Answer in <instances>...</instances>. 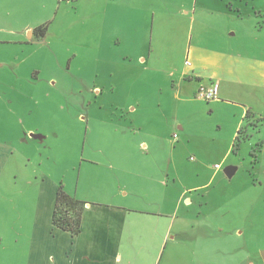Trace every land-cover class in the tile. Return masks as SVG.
<instances>
[{
    "label": "rangeland",
    "instance_id": "1",
    "mask_svg": "<svg viewBox=\"0 0 264 264\" xmlns=\"http://www.w3.org/2000/svg\"><path fill=\"white\" fill-rule=\"evenodd\" d=\"M211 84L217 97H202ZM10 141L25 171L65 191L88 194L86 169L111 164H129L120 178L159 203L164 188L151 208L170 232L133 248V264H264V0H0ZM23 178L6 175L0 196H19ZM149 227L140 241H160ZM17 239L16 228L0 244V264H27Z\"/></svg>",
    "mask_w": 264,
    "mask_h": 264
},
{
    "label": "crops",
    "instance_id": "2",
    "mask_svg": "<svg viewBox=\"0 0 264 264\" xmlns=\"http://www.w3.org/2000/svg\"><path fill=\"white\" fill-rule=\"evenodd\" d=\"M29 33L33 38L34 29ZM14 42L24 41L18 39ZM33 134L29 131L25 136L30 138ZM10 143L9 146L0 144V183L9 173L15 177L22 173L24 189L18 190L19 196H0V208L6 206L8 212L3 217L6 228L0 229V244L3 245L17 228V241L21 235L24 238L22 252L27 264H133V248L158 249L164 243L171 229L168 213L163 208L155 211L151 207L153 204L162 207L167 202L168 193L163 188L159 203L151 198L154 196L151 186L136 190L132 184L128 185L125 178H120L119 171L135 175L132 168L127 167L129 164L125 167L111 164L106 169L93 171L87 168L88 194L79 191V186L75 191L66 187L67 193L85 203L82 231L74 237L53 224L58 182L41 168L25 171L20 162L23 150L13 141ZM30 160L27 158V162ZM108 169L112 172L106 173ZM99 174L105 175L101 182L95 178ZM162 184L168 186L164 181ZM149 225L148 233H157L161 236L160 241L153 240L150 235L149 240L140 241L142 232Z\"/></svg>",
    "mask_w": 264,
    "mask_h": 264
},
{
    "label": "trees",
    "instance_id": "3",
    "mask_svg": "<svg viewBox=\"0 0 264 264\" xmlns=\"http://www.w3.org/2000/svg\"><path fill=\"white\" fill-rule=\"evenodd\" d=\"M47 32V25H41L34 29V34L44 38ZM249 114L247 113V116ZM239 132H242L240 129ZM259 146L257 147V149ZM252 150L251 154L256 152ZM85 203L78 200L73 195L67 193L62 186L59 187L55 200L53 224L55 227L77 236L82 231V215Z\"/></svg>",
    "mask_w": 264,
    "mask_h": 264
},
{
    "label": "built area",
    "instance_id": "4",
    "mask_svg": "<svg viewBox=\"0 0 264 264\" xmlns=\"http://www.w3.org/2000/svg\"><path fill=\"white\" fill-rule=\"evenodd\" d=\"M217 92H218L217 84H211V86L208 89H206L204 87H202L200 89V95L202 97L207 98V99L216 98L217 97ZM174 137L177 139L178 135L175 134ZM217 166H219V165H217Z\"/></svg>",
    "mask_w": 264,
    "mask_h": 264
},
{
    "label": "water",
    "instance_id": "5",
    "mask_svg": "<svg viewBox=\"0 0 264 264\" xmlns=\"http://www.w3.org/2000/svg\"><path fill=\"white\" fill-rule=\"evenodd\" d=\"M225 172L228 176H232V174L234 173V168L232 166H229L226 168ZM261 255L264 259V250L261 251Z\"/></svg>",
    "mask_w": 264,
    "mask_h": 264
}]
</instances>
